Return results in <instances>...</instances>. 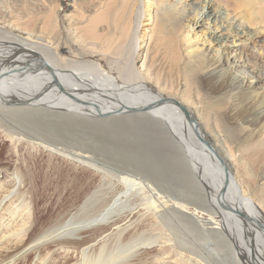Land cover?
I'll return each mask as SVG.
<instances>
[{"label":"bare ground","instance_id":"obj_1","mask_svg":"<svg viewBox=\"0 0 264 264\" xmlns=\"http://www.w3.org/2000/svg\"><path fill=\"white\" fill-rule=\"evenodd\" d=\"M143 1L90 0L83 6L74 0L70 22L80 11L87 23L63 30L56 23L58 10L39 1L35 6L47 23L37 32L42 18L21 22L12 1L0 0V109L9 106L19 120L29 117L20 109L26 105L37 113L101 118L100 123L148 120L146 128L170 147L175 171L188 176L195 191L176 198L174 187L162 186L153 171L120 170L110 179L101 176L80 203L37 230L29 176L17 168L9 186L0 182V264L28 255L32 264H198L185 253L203 264H221L216 258L226 256L230 264H264V59L258 58L264 55V0ZM189 5L192 11L186 12ZM151 9L144 61L132 71L138 20ZM190 16L195 25L212 20L208 43L215 49L182 48L181 30ZM216 114L238 122L242 143L255 147L254 169L242 179L232 175L228 137L211 128ZM0 133L10 140L17 134L1 125ZM82 153L70 159L101 174ZM237 158L241 165L249 162L239 148ZM196 239L213 241L219 250L201 253Z\"/></svg>","mask_w":264,"mask_h":264},{"label":"rangeland","instance_id":"obj_2","mask_svg":"<svg viewBox=\"0 0 264 264\" xmlns=\"http://www.w3.org/2000/svg\"><path fill=\"white\" fill-rule=\"evenodd\" d=\"M11 1L13 10H18L23 16L21 22H28L36 17L42 18L43 20H41V22H37L35 29L37 32H44L43 25L44 23H47V17L44 12L38 13V7L35 6V4H38L39 1H43L44 4L45 0ZM46 1L50 3L49 8L51 7L50 9L53 12L56 13V10H58L56 23L61 30H63L67 24H72L73 28H78L87 23L83 22L82 13H80V11H78V16L75 15L77 16L75 17L76 20L73 18L70 22V16L71 14H74V12H72L74 0ZM82 1L83 2L81 3L83 6L84 4L85 6H88L90 3V0ZM148 1L153 2L152 0ZM143 2L146 3L147 1L144 0ZM190 3L191 1H186L185 4ZM44 5L47 7L46 3ZM140 7L142 8V4ZM190 7L192 6L189 5L186 7V12L190 10L192 11ZM52 11L49 12V14H52ZM152 16L153 13L151 9L149 15L147 13L145 15L142 14L140 18L141 20H138L139 22L137 24L135 39L137 41H135L137 50L134 56H137V58L135 59V63L133 61L134 64L132 65V68L127 66L132 69V71L136 70L138 67L140 68V65L143 64L144 58L142 57L145 53L144 41L147 39L143 35L144 33H147L150 28ZM81 19L82 22H80ZM193 20L194 18L190 16L187 19L185 18V21L183 22L184 28L182 27V37L180 39L183 43L182 48L211 47L215 49V43H211V45L208 43L210 32L214 30L212 20H209V22H207V20L199 21V24L197 25H195L196 18L194 21ZM205 23H209L210 25L205 27L203 26ZM215 24L217 25L218 22H215ZM81 28H85V26ZM213 32L218 33L219 30ZM218 35H220V33H218L217 36ZM37 43H39V41ZM89 50L91 51V48L87 51ZM259 57L264 59V55L262 54L261 56L258 55V58ZM98 58L99 57H97V59ZM86 59L91 58L87 57ZM103 62L107 63V60L104 59ZM119 62L124 63L123 60H119ZM128 65H130V63H128ZM115 74L118 76L116 72ZM8 107L9 106H5L0 109V125L7 126L9 130L14 131L17 134H13L14 139L10 140L7 137L5 138L4 134L0 133V182L5 186H9L10 173L14 172L17 168L21 169L27 176H29L28 187L32 192V206L34 219L36 220L35 229L37 230L46 224L52 223L60 213L71 209L72 205L80 203L87 193L96 189L100 185L101 176L110 179L118 174L120 170L128 172L129 170L137 168L136 172H138V169L140 168L143 169V172L145 173L147 171V174L153 171V178H160L162 186L166 188L169 186L174 187L176 191L174 196L176 198H178V192L185 190L190 191V189L192 192L195 191L192 190L194 187L191 181L188 180L189 177L185 176V178H181L178 176V172L175 171L177 163L174 162V159L172 158L170 147L166 145L165 142L162 143L161 141L156 140L158 135L156 136L153 128V130L146 128L147 125L149 126L150 124L148 120L141 118L138 120L135 117L121 119L119 117L116 120L112 118L114 122L113 120H111L112 122L108 120V122L100 123L97 121L101 118H89L82 115L79 116V119L70 118L68 116L66 118L65 114L56 112L51 113L50 111L45 114L42 112L37 113L35 108H30L29 105H26L27 108L25 106H16L18 109L19 107L20 109H26V112L29 113V117L21 118L19 120L17 117L12 116L17 113L8 111ZM26 112H23L22 114ZM110 122L113 124L111 125ZM210 125L211 128L212 126H215V132L217 135L228 137L225 146L231 150L232 155L235 157V160H231L229 163L232 166L233 173H231L233 176H240L242 179V175L246 171L254 169L251 165L255 154L254 145H244L242 143V138L244 136L241 137L242 130L239 129L240 124L229 120L227 115L216 114L210 119ZM81 126L82 128H80ZM244 132L245 134L251 133L250 130H245ZM21 134H25V136ZM251 138L254 139L255 135H252ZM28 139H32L33 141ZM51 146L56 148L53 149ZM75 147L77 150L74 149ZM238 148L244 152L249 159V162L243 159L241 165L237 161ZM72 153L86 154L89 157L87 160L88 162L93 160L92 162L94 165L96 164L97 167L101 168L99 171L101 174L93 172L91 168L86 166L87 164H79L76 162V159L71 160ZM116 167L118 169H116ZM108 169L112 170L108 171ZM250 179L254 180L253 177H250ZM75 195L77 196V199L72 201L73 196ZM184 200L186 205L193 204L190 200L183 199V201ZM187 211L190 213L194 212L193 206L187 207ZM198 216L209 219L206 215L198 214ZM149 234H156V231L150 230ZM163 237H165V233L163 234ZM190 239L192 241L194 237L190 236ZM195 241L196 242L193 244L195 248H200L199 251L201 253L207 254L209 251L217 249L214 246L213 241H208L210 245L208 242L202 240L196 239ZM163 242L164 241L162 240V243ZM158 245L159 244H155L154 246ZM222 254L223 253H221V255ZM184 256L186 259L191 260L192 263L203 264L196 257L188 253H185ZM216 259L219 261L222 260L221 264H227L230 262L228 256ZM225 261H227V263ZM11 262V264H32V255H28L24 258L16 257L13 258Z\"/></svg>","mask_w":264,"mask_h":264}]
</instances>
